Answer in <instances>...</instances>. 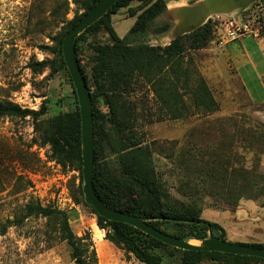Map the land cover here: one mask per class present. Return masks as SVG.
<instances>
[{"label":"rangeland","instance_id":"374dc122","mask_svg":"<svg viewBox=\"0 0 264 264\" xmlns=\"http://www.w3.org/2000/svg\"><path fill=\"white\" fill-rule=\"evenodd\" d=\"M207 0H166L167 14L158 23L172 22L160 34L131 37L132 42L166 45L176 36L210 24L212 35L198 49L184 52L190 66L201 76L217 102L213 111L187 107L177 118H156L149 86L134 85L127 99L137 101L135 132L152 151L157 175L164 186L167 204H195L200 216L214 217L225 227V238L234 242H264V0L247 7L209 13L203 22L182 32L184 7ZM130 2L113 15L117 34L132 24ZM83 10L75 0H0V100L22 109L43 112L22 118L0 117V264H74L55 232L46 233L45 219L30 216L21 225H8L22 213V206L38 201L70 214L76 235L89 234L99 264H143L107 238L85 205L78 185L82 177L75 163L62 166L41 140L46 121L75 108V93L68 71L59 66L56 39L67 21ZM109 42L107 33L88 34L78 55L89 84L93 45ZM44 65L32 69L35 62ZM31 65V66H30ZM238 69L239 72L238 73ZM242 77H241V76ZM243 78V79H242ZM102 111L107 107L98 99ZM167 232L180 233L173 224H162ZM4 229V231H3ZM104 229V231H102ZM206 232L205 237L209 236ZM214 236V235H213ZM204 237V238H205ZM181 238V237H180ZM199 243L203 238H182ZM161 264H180L181 252L157 250ZM199 264H230L225 259H203ZM244 264H264L251 260Z\"/></svg>","mask_w":264,"mask_h":264},{"label":"trees","instance_id":"16d2710c","mask_svg":"<svg viewBox=\"0 0 264 264\" xmlns=\"http://www.w3.org/2000/svg\"><path fill=\"white\" fill-rule=\"evenodd\" d=\"M97 1L75 0L83 11L67 21L65 30L56 39L60 67L66 69L61 51L65 33ZM132 1L139 3L129 9V16H134L135 20L126 33L119 36L111 17L119 8L129 6ZM164 14H167L166 0H117L103 16L74 39L75 54L90 90L92 103L93 187L102 202L112 208L138 216L158 217L148 222L166 233L181 238H204L206 232H209L215 237L226 239L225 229L217 222L202 218L195 204L172 206L166 203L165 189L157 175L152 151L135 132L138 104L137 101L127 99L126 95L133 92L138 82L144 81L149 86L155 101L157 119L180 117L187 108L184 95L189 96V105L194 110L208 112L217 108V102L205 80L191 68V58L184 55L185 50L198 49L207 43L212 35L209 23L187 34L177 35L166 45L131 41L134 35H155L167 31L172 22H157ZM100 31L107 33L109 42L93 45V54L89 57L90 80L93 84L91 89L78 55L80 44L86 41L87 35ZM43 65L44 61L35 62L32 69ZM70 83L75 93L71 78ZM99 98L107 107L106 111L98 106ZM43 108L34 112L22 109L11 101L0 100V117L22 118L30 114L37 119ZM46 124L42 142L49 145L51 155L62 166L75 163L82 177L80 115L76 95L74 109L58 113L48 119ZM78 191L82 195L80 184ZM89 207L96 215L98 225L106 228L107 238L143 264H161L162 255L157 250L164 247L181 252L180 264H199L203 259H225L230 264H244L251 260L264 262L263 258L255 256L175 248L125 222L108 220ZM30 216L45 219L46 233L55 232L57 241L65 244L74 264H99L89 234L76 235L69 223L70 214L57 207L29 201L22 206L20 215L7 219L4 228L8 225H21ZM162 224H173L182 232H167L161 228ZM241 243L264 246V242Z\"/></svg>","mask_w":264,"mask_h":264},{"label":"water","instance_id":"95a60500","mask_svg":"<svg viewBox=\"0 0 264 264\" xmlns=\"http://www.w3.org/2000/svg\"><path fill=\"white\" fill-rule=\"evenodd\" d=\"M117 0H98L82 18L70 28L64 35L61 51L66 69L74 86L79 115L81 133V158H82V192L85 203L91 206L99 215L114 221L125 222L140 231L162 241L163 243L182 250L196 251H218L234 255L255 256L264 259V246H254L228 239H220L211 233L199 243L186 241L175 235L166 233L149 224L148 221L158 217H145L127 213L106 205L95 193L93 187V164H94V140H93V118L90 90L86 84L84 75L79 66L75 50L74 39L86 27L103 16ZM207 0L202 5L184 7L180 14H197V18L190 22L182 32H188L199 26L209 13L231 11L235 8L247 7L253 0ZM181 33H176V36ZM175 36V37H176Z\"/></svg>","mask_w":264,"mask_h":264},{"label":"crops","instance_id":"0c3cea01","mask_svg":"<svg viewBox=\"0 0 264 264\" xmlns=\"http://www.w3.org/2000/svg\"><path fill=\"white\" fill-rule=\"evenodd\" d=\"M114 15V14H113ZM112 15V24H113V20H114V16ZM130 17H132L133 18V21H132V23L134 22V20H135V17L134 16H130ZM132 25V24H131ZM130 25V26H131ZM130 28V27H129ZM128 28V29H129ZM126 32H123V34H118L119 36H123L124 34H125ZM260 47V50L262 51V56H263V60H264V44L263 45H260L259 46ZM238 73H240L239 72V69H238ZM241 76V75H240ZM242 77V76H241ZM243 79V78H242ZM213 219H211L210 221H213V222H217L218 224H220L224 229H226V227L220 222V221H217L214 217H212ZM208 219V218H207ZM234 241H237V240H234Z\"/></svg>","mask_w":264,"mask_h":264},{"label":"flooded vegetation","instance_id":"af4514ba","mask_svg":"<svg viewBox=\"0 0 264 264\" xmlns=\"http://www.w3.org/2000/svg\"><path fill=\"white\" fill-rule=\"evenodd\" d=\"M236 2L238 3V5H241V3H239L238 0H236ZM196 18H197V14H195V13H191V15H189V16H187V17L185 18V21H184V23H183L182 26H183V27L188 26V24H189L190 22L194 21Z\"/></svg>","mask_w":264,"mask_h":264},{"label":"built area","instance_id":"2783aa9c","mask_svg":"<svg viewBox=\"0 0 264 264\" xmlns=\"http://www.w3.org/2000/svg\"><path fill=\"white\" fill-rule=\"evenodd\" d=\"M102 231H104V229H102Z\"/></svg>","mask_w":264,"mask_h":264}]
</instances>
